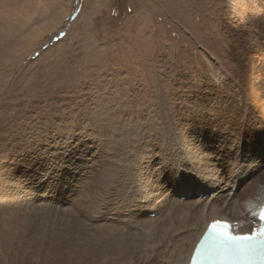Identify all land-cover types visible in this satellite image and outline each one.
<instances>
[{"label":"bare ground","instance_id":"1","mask_svg":"<svg viewBox=\"0 0 264 264\" xmlns=\"http://www.w3.org/2000/svg\"><path fill=\"white\" fill-rule=\"evenodd\" d=\"M201 96L183 114L164 98L158 122L140 128L74 114L29 140L9 119L0 127L11 132L0 142V246L10 264L48 254L185 264L211 220L250 234L264 200V126H240L234 110Z\"/></svg>","mask_w":264,"mask_h":264},{"label":"rangeland","instance_id":"2","mask_svg":"<svg viewBox=\"0 0 264 264\" xmlns=\"http://www.w3.org/2000/svg\"><path fill=\"white\" fill-rule=\"evenodd\" d=\"M204 94L264 126V0H0V127L17 116L11 130L34 140L80 114L140 128L164 98L183 114ZM52 256L27 264L88 263Z\"/></svg>","mask_w":264,"mask_h":264},{"label":"snow or ice","instance_id":"3","mask_svg":"<svg viewBox=\"0 0 264 264\" xmlns=\"http://www.w3.org/2000/svg\"><path fill=\"white\" fill-rule=\"evenodd\" d=\"M228 225H212L210 242H202L194 259L203 257L211 264H264V228L253 229L250 234L233 235ZM207 244L206 247H203Z\"/></svg>","mask_w":264,"mask_h":264}]
</instances>
